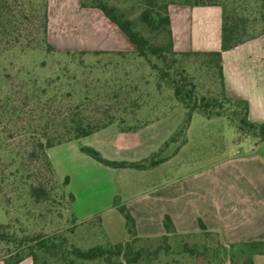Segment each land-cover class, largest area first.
Listing matches in <instances>:
<instances>
[{"label": "trees", "instance_id": "trees-1", "mask_svg": "<svg viewBox=\"0 0 264 264\" xmlns=\"http://www.w3.org/2000/svg\"><path fill=\"white\" fill-rule=\"evenodd\" d=\"M180 3L167 0H142L143 7L136 20L130 19L123 10L113 6L105 0H80L81 8L98 9L102 14L128 38L134 49L126 52H86V51H59L48 41V0H27L30 10L41 16V41L48 53L61 52L64 55L79 58L78 68L80 76L75 84L81 83V100L70 102L74 89L65 90L67 99L59 96L63 87L57 84L60 76L57 74L49 79L48 87L42 88L39 94H32L34 111L38 106L50 108L54 103L61 104L67 101L65 116L60 119L50 118V115L41 114L37 120L28 123V137L26 146L14 147L8 143L0 126V193L9 186L11 192L16 193L17 200H22L19 209L25 211L28 220L30 210L45 211L54 202L62 204L66 200L72 224L77 219L72 209L74 197L65 191L69 178L62 182L56 178V173L47 156V150L84 138L108 126H116L120 132L137 131L160 115L168 112L176 105L185 110V118L173 135L164 142L162 147L149 157L135 162L111 161L100 155L91 147H81L80 151L96 162L112 169H133L138 171L150 170L164 162L167 157L159 154L169 146L177 143V149L186 143L185 133L190 125L192 115L200 114L205 119L224 117L234 128L235 139L239 143L250 140L254 146L264 145V123L251 122L248 119V104L241 99L230 98L225 89L222 73V52L230 50L242 43L264 35V0H178ZM218 6L221 9V47L219 51L211 52H176L170 30L168 6ZM8 0H0V36L8 33L11 17ZM95 59L99 70L97 78L92 68L84 63L85 57ZM154 59L155 62H152ZM139 61L147 63L151 71L155 72L152 85H149L147 76L141 70ZM144 67H146L144 65ZM95 68V67H94ZM190 69L192 70L190 72ZM77 70V69H76ZM66 72V71H64ZM192 73H204L215 78L220 88V96L210 94L200 95L193 83ZM72 78H75L72 75ZM27 83V82H25ZM52 86V87H50ZM70 87L68 83L65 88ZM47 98L42 101L41 96ZM98 100L99 103H91ZM59 101V102H58ZM92 104V106L90 105ZM91 108L94 114H86ZM14 107L8 103L0 91V124L3 115L11 116ZM22 108L16 109L20 113ZM15 112V113H16ZM38 112V110H37ZM141 116V120L138 118ZM135 120L136 125L124 126L125 121ZM176 149V150H177ZM29 157L39 161L40 168L36 176L42 182H34V174L25 166V159ZM11 167V170L7 168ZM36 172V171H34ZM48 175V180L42 176ZM38 179V180H41ZM117 205V201L114 202ZM49 208V209H48ZM125 218V226L129 236H134L133 221L128 213L119 208ZM94 221V222H93ZM15 222H18L17 219ZM94 228L89 226L82 230L89 239L98 237L99 244L82 248L73 243H67L64 236H50L43 233L33 235L19 227L20 235L11 231V225L0 223V242L5 245L4 253L0 257L3 264H19L25 258H31L32 264H152L160 252L165 255L188 254L206 261L217 260L227 253L226 248L220 247L210 253H204L195 248L184 247L176 252L170 246L154 248L137 246L136 241L131 243L112 244L105 237L98 218L90 221ZM82 227L84 224H77ZM135 241V242H134ZM241 253L264 254V242L242 244L238 248ZM230 254H233L230 251Z\"/></svg>", "mask_w": 264, "mask_h": 264}, {"label": "crops", "instance_id": "crops-1", "mask_svg": "<svg viewBox=\"0 0 264 264\" xmlns=\"http://www.w3.org/2000/svg\"><path fill=\"white\" fill-rule=\"evenodd\" d=\"M47 14V37L56 50L134 49L102 12L81 8L80 0H48ZM168 15L174 51L220 50V7L176 4L168 6ZM71 27L79 28L72 49L61 46L56 35ZM221 59L227 95L247 102L251 122L264 123V35L222 52ZM70 143L48 149L47 156L60 179L69 176L68 189L74 197L72 209L77 218H98L112 244L135 240L136 247L170 246L176 252L184 247L204 253L220 247L227 250L224 257L212 261L160 252L152 264H264V254L238 251L242 244L264 242V145L229 154L206 173L162 182L163 168L171 164L182 146L146 171L112 169L68 151L57 167L51 151ZM120 207L133 221L132 237ZM19 264H32V259L25 258Z\"/></svg>", "mask_w": 264, "mask_h": 264}, {"label": "rangeland", "instance_id": "rangeland-1", "mask_svg": "<svg viewBox=\"0 0 264 264\" xmlns=\"http://www.w3.org/2000/svg\"><path fill=\"white\" fill-rule=\"evenodd\" d=\"M26 1L8 0V9L12 21L8 33L5 36H0V91L4 97H7L8 103L14 107L11 116H6L5 118V115H3V122L0 126L4 132V136L8 138L9 144L14 147L24 148L26 146L24 139L28 137L29 122H34L37 120V116L47 113L50 115V118L53 117L60 120L66 113L67 101L65 100L61 101V104L54 103L50 108L47 105L43 108H41L42 106H38L34 111V103L31 100L32 94H39L42 88L50 89L47 85L49 79L54 78L58 74L60 80L57 84L61 83L64 87L63 90L61 89V92H57V98L59 99L60 96L63 99H67L64 91L72 87L75 94L73 98H69V101L78 102L81 100L82 87L80 82L75 84V79L84 78V76H80L81 73L78 71L79 65L76 64L79 58L76 56L71 58L61 52L47 53L45 51L40 34L41 16L38 12L30 10L27 7ZM105 1L123 10L133 20L137 19L143 7L142 0ZM172 1L180 3L178 0ZM79 21L80 19L77 20V23ZM78 29L71 27L66 33H62L61 35L57 33L58 41H61L60 45L65 48H75L74 41ZM84 61V63H87L88 69L92 68L94 73V76L89 75L88 77L97 78L99 76L97 68L100 66L93 65V63H96L95 59L87 56L84 58ZM152 62H155L154 59H152ZM139 64L144 73H149L147 79L151 86L155 72L151 71L147 63L139 61ZM72 75L75 78H72ZM191 75L198 94L220 96V88L215 78L204 73H192ZM67 83L70 87L65 88ZM46 98L47 96L43 95L40 99L43 101ZM91 103L97 104L99 102L98 100H93ZM90 105L92 106V104ZM19 108H22V111L17 113L16 109ZM85 113L88 115L94 114L91 108L87 109ZM184 118L185 110L180 105H176L168 112L153 120L142 130L122 133L117 130L116 126H110L90 136L72 141V143L62 148H55L51 151V154L54 156V162L57 167H59V161L62 159L64 151H68L67 153L73 152L74 155L77 154L94 163H98L80 151V148L84 146L93 148L102 157L110 160L132 161L133 159L139 161L142 157H149L152 154L151 152H157L158 148H161L163 143L168 141L177 130ZM138 119L141 120V116ZM126 125L134 126L136 122L135 120H127L124 126ZM185 138L187 143L181 147L179 154H177L171 164H167L163 168L164 175L162 182L167 179H181L188 175H197L200 172L206 173L211 169V166L217 164L218 161L224 159L229 154L248 152L254 146L248 139L239 143L235 142L234 128L224 117L207 120L198 113L192 115ZM176 149L177 143H170L159 154V157L170 156ZM24 163L26 167L32 170L34 182L44 181L36 176L37 170L41 166L38 160L29 157L28 160L25 159ZM11 169V167L7 168V170ZM42 176L46 181H49L46 173ZM67 177L69 178V176ZM56 178L59 182H62L65 177L60 179V176L56 174ZM49 184H51L50 181ZM68 185L69 182L65 187V191L71 194ZM21 202L22 200H17L16 193H12L9 186L4 188L0 193V223L10 224L11 231L13 230L16 234H21L19 232V227L21 226L24 231L26 230L33 235L43 233L52 237L58 235L59 237L64 236L67 243H73L82 248L100 243L98 237L95 240L89 239L86 232L82 231L88 226L91 229L94 228L93 223H90L94 218L79 220L74 213L77 224L84 225L80 227L77 224H72L65 199L62 204L54 202L47 212L40 211L39 213V211L30 210V220L28 221L25 217V211L19 209ZM16 219L18 222H15ZM101 229L107 238L102 225ZM4 248L5 245L0 242V257L4 253Z\"/></svg>", "mask_w": 264, "mask_h": 264}]
</instances>
